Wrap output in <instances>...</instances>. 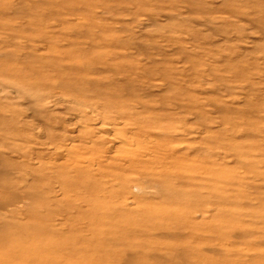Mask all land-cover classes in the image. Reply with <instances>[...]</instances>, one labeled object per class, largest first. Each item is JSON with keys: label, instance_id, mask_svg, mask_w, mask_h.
Instances as JSON below:
<instances>
[{"label": "rangeland", "instance_id": "rangeland-1", "mask_svg": "<svg viewBox=\"0 0 264 264\" xmlns=\"http://www.w3.org/2000/svg\"><path fill=\"white\" fill-rule=\"evenodd\" d=\"M0 264H264V0H0Z\"/></svg>", "mask_w": 264, "mask_h": 264}]
</instances>
